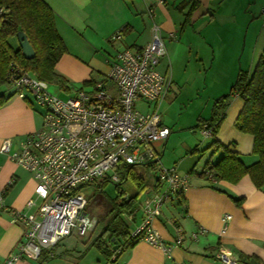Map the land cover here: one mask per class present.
I'll list each match as a JSON object with an SVG mask.
<instances>
[{"label":"crops","instance_id":"obj_1","mask_svg":"<svg viewBox=\"0 0 264 264\" xmlns=\"http://www.w3.org/2000/svg\"><path fill=\"white\" fill-rule=\"evenodd\" d=\"M43 1L55 15L56 29L64 42L65 53H75L71 55L73 59L70 57L72 61H63V65H68V81L71 83L82 84L94 77L95 83L103 82L107 89L112 90L106 82L110 62L126 48H141L148 44L153 25L160 28L167 51L160 61V64H166L164 73L169 72L170 61L178 54L170 52L182 47L189 51L183 56L194 59L199 73L204 74L202 90L207 88L206 74L213 75L214 88L203 97L199 95L207 108L218 97L228 93L239 70L251 74L258 61L264 58V0ZM193 3L196 7L185 23V15ZM149 8L153 16H149ZM117 31H122V37L119 41H112L111 37ZM170 34L173 39L169 38ZM9 44L14 49L19 48L16 37L10 38ZM97 53L105 55L101 57ZM172 83L169 95L165 97L167 111L176 96ZM82 87L85 90L93 88L92 85ZM25 96V99L19 98L16 87H0V102L3 101L0 104V146L5 139L11 138L17 144L38 131L40 110L35 107L29 93L25 92ZM139 104L144 107V112L151 110L142 101ZM243 105L244 100L240 97L230 99L215 138L237 152L243 163L249 166L258 160L252 154L253 138L234 127ZM209 118V111L207 115L199 116L200 121ZM161 123L169 128L170 133L167 139L152 145L155 162L145 167L153 170L154 165L163 167L160 161L168 152L166 146L174 148V121L161 117ZM200 136L201 139H195L193 145L186 143L183 154L169 166L176 168L180 175L188 176V187L178 201L165 204L152 222L162 243L170 248L169 252L139 241L111 264H219L214 255L220 249L229 251L246 264H264V186L256 188L248 176L236 184L209 180L202 173L206 165H214L221 154L204 151L212 139ZM151 177L150 183L143 182L144 196L148 190L158 189L155 172ZM36 184V179L29 172L0 154V190L11 187L4 197L6 207L34 213L36 208L28 210L26 203L34 198ZM233 199L241 201L237 203ZM129 215L132 219L127 229H132L141 221L140 205L136 212ZM225 216L229 219L224 223ZM24 230L22 224L12 223L6 212H0V264L15 250ZM178 231L181 242L175 244ZM192 234L197 235L196 239L191 238ZM91 242L70 246L59 243L52 251L53 256L44 264H108L109 259L96 247L90 246ZM17 264L40 263L22 258Z\"/></svg>","mask_w":264,"mask_h":264},{"label":"built area","instance_id":"obj_2","mask_svg":"<svg viewBox=\"0 0 264 264\" xmlns=\"http://www.w3.org/2000/svg\"><path fill=\"white\" fill-rule=\"evenodd\" d=\"M147 12L153 16L152 9ZM121 37L122 31H117L111 40L119 41ZM169 38L174 36L170 34ZM166 54L160 28L153 25L148 44L126 48L110 62L106 82L112 90L98 82L90 90L82 88L62 99L49 92L47 82L27 72L9 77L19 98L25 99V92L33 97L35 107L41 111L42 125L17 144L8 138L0 146V154L37 181L35 196L26 203V209L36 208L32 214L6 207L4 190H0V212H6L12 223L25 228L15 250L2 264H17L22 258L37 260L42 251H50L65 238L92 234L99 220L86 214L83 189L100 182L119 183L122 166L153 165V143L167 139L170 133L161 123L158 110L172 83L168 72L157 70ZM138 100L151 110H137ZM201 131L204 137L211 136L209 129L203 127ZM154 166L158 189L145 193L140 204L141 221L128 228L127 234L130 241H144L168 253L170 248L162 243L152 222L165 204L179 200L189 178L174 167ZM131 219L129 215L128 222ZM228 219L225 216L223 222ZM196 237L191 235L192 239ZM180 242L178 231L175 244ZM128 244L115 246L108 264L116 262ZM214 259L219 264H246L222 249Z\"/></svg>","mask_w":264,"mask_h":264},{"label":"trees","instance_id":"obj_3","mask_svg":"<svg viewBox=\"0 0 264 264\" xmlns=\"http://www.w3.org/2000/svg\"><path fill=\"white\" fill-rule=\"evenodd\" d=\"M195 7L196 4L193 3L187 11L185 23L188 22ZM19 31L24 32L34 50L35 56L31 60L23 57L20 48L14 49L9 44V39L16 37ZM65 52L64 42L56 29L55 15L43 0H0V87L6 82L10 83L9 77L13 73L27 72L39 80L56 83L68 89L67 81L54 71L56 63ZM87 85H95L94 77L82 83V86ZM233 97H240L244 100L243 108L234 122V127L240 133L252 136V154L258 158L254 164L249 166L243 163L237 152L231 151L229 146L220 144L215 138L229 101ZM2 103L3 101L0 102ZM197 127H205L211 131V143L204 151L211 150L213 153L220 152L221 154L214 165H206L202 174L211 181L223 180L233 184L238 183L244 176H248L256 188L264 186V58L258 61L251 74L242 70L238 71L229 92L214 101L210 118L206 121L199 120ZM119 172L124 180L131 177L134 184L143 188L144 181L141 177L134 175V166H122ZM106 184V182H100L93 187L96 191H101ZM116 188L119 190L118 187ZM10 189L11 187L8 186L3 191L4 197ZM136 195L123 198L124 194L120 191L121 199L118 206L123 208L122 211L128 214L134 211L133 202L137 198ZM118 198L113 200L114 205ZM233 200L237 203L241 201V199ZM127 227V223L118 215L112 216L90 246L96 247L109 259L114 247L119 244L118 239L124 243L129 242V247L136 243L129 240ZM54 248L50 251H42L37 259L40 264H44L53 256Z\"/></svg>","mask_w":264,"mask_h":264},{"label":"rangeland","instance_id":"obj_4","mask_svg":"<svg viewBox=\"0 0 264 264\" xmlns=\"http://www.w3.org/2000/svg\"><path fill=\"white\" fill-rule=\"evenodd\" d=\"M179 43L180 41L176 44ZM170 53H178L176 57H173L171 59L169 64L171 69L168 72L170 75H172L173 93H175L176 96H174V99L169 103L170 109H168V111L166 109L168 105L166 98L163 100L159 107V112L163 119L165 117H169L174 121V129L172 134L174 135V148L171 149V147L166 146L168 152L162 157L160 161V164H162L163 168L166 169H168L170 164H172L173 162H177L178 157L181 156V154H183L185 150L186 143H191L193 145L192 142H194L195 139H201L200 135H203L202 131L196 128V125L199 123L200 114L207 115V111H209L211 116L212 105L207 108L204 103V99L199 97V95L203 97L205 96V94L210 93V91L214 88V85L212 84L213 75L211 73H208L206 74L207 88L205 91L202 90L203 86H201V80L204 79V74L199 73L198 68L196 67V61H194V59H189L187 56H183V53H189L187 49L178 47V49L176 48L174 52ZM71 55H75V53H63L54 68L55 73L67 81L68 89H64L59 84L47 82L49 92L62 99H65L67 94H73L76 90L83 88L82 84H75L68 81V76H70L67 69L68 65H63V61H72L71 58L73 59L74 57H71ZM97 55L103 57L105 53H97ZM61 60L62 62H60ZM76 65L78 66V64ZM165 65L166 64L163 63L159 64L157 70L160 73H164ZM3 86L14 87L11 83L7 82ZM139 102H141V100H138L136 102V108L137 110L144 112L145 109L139 104ZM38 116L40 119V127L38 128V130H40L42 125L41 111L40 113H38ZM158 144L159 143H156V145ZM134 171V175L141 177L143 181L149 183L152 181L151 176L154 173L153 169L145 166H134ZM116 187H118L119 190L124 194V196H122L123 198L134 196L137 194V198L135 202H133V212H136L138 210L139 205L144 199L145 187L139 188L136 184H134L131 177L127 180H124L120 175V182L118 183V186H116V183H107L101 191H96L94 187L88 186L83 189L87 201L85 212L87 215L97 218L99 220V223L92 234L88 233L82 237L78 235L70 236L68 237V239H63L60 242V245L70 246L76 243L82 245L85 241H93L100 235L104 227L114 215H118L119 218L124 220V222H126L127 224L129 223L127 220L128 213L122 211L123 208L118 206V202L120 201L121 196L120 191L117 190ZM116 197L119 198L114 205L113 203L115 201L113 202V200L116 199ZM118 240L119 243L123 242L121 239Z\"/></svg>","mask_w":264,"mask_h":264},{"label":"water","instance_id":"obj_5","mask_svg":"<svg viewBox=\"0 0 264 264\" xmlns=\"http://www.w3.org/2000/svg\"><path fill=\"white\" fill-rule=\"evenodd\" d=\"M16 39L18 41V45H19V48H20V50L22 52L23 57L26 60L33 59L34 56H35V53H34V50H33L32 46L30 45L29 41L27 40V37L24 34V32L19 31L16 34ZM114 249H115V247H114Z\"/></svg>","mask_w":264,"mask_h":264}]
</instances>
